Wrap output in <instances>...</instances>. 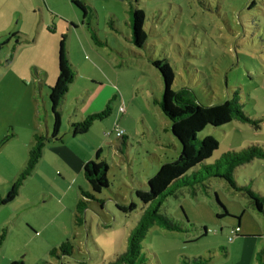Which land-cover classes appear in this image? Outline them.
<instances>
[{
	"label": "rangeland",
	"instance_id": "obj_1",
	"mask_svg": "<svg viewBox=\"0 0 264 264\" xmlns=\"http://www.w3.org/2000/svg\"><path fill=\"white\" fill-rule=\"evenodd\" d=\"M94 1L96 14L87 13L94 37L82 23V12L70 0H3L0 8V41H5L0 48V79L8 71L14 80L16 115L12 120L16 125L26 124L30 110L36 107L44 117L39 92L49 102L47 91L57 77L62 37L75 77L60 103L65 110L61 126L69 127L70 114L80 118L103 109L108 97L115 95L110 114L76 136L78 140L101 142L109 186L95 193L99 201L88 200L82 224H77L75 207L80 189L90 190L81 173L76 194L73 188L61 194V210L67 208L66 213L61 212V239L38 247V243L21 238L10 224L0 247V264L20 258L25 264H107L114 253L125 249L129 230L142 207L134 193L135 183H146L159 161L179 155V141L170 128L166 129L167 118L152 102L160 95L162 78L150 58L165 59L174 73L173 87L189 88L199 103L237 97L251 117L261 119L258 128L237 119L219 127L207 125L197 137L209 135L218 142L207 163L226 150L250 143L264 147V0H137L145 16L144 48L130 41L125 1H110L109 5ZM41 79L51 84L41 88ZM121 105L123 112H119ZM116 125L129 129L126 153L116 146L120 141L114 133ZM234 178L239 185L250 184L264 195V159L238 166ZM205 185L208 193L202 185L194 188L195 194L182 187L163 201L161 213L185 230L152 225L142 242L143 264H180L182 255L209 257L207 264H264V214L256 212L247 196L232 190L222 178L211 177ZM130 202L136 208L129 214L116 206ZM219 203L227 215L219 216L224 213ZM7 214L4 209L0 221ZM242 235L254 237L240 239ZM66 240L71 243L69 255L58 257L48 252ZM222 247L228 248V253ZM257 252H261L259 258Z\"/></svg>",
	"mask_w": 264,
	"mask_h": 264
},
{
	"label": "trees",
	"instance_id": "obj_2",
	"mask_svg": "<svg viewBox=\"0 0 264 264\" xmlns=\"http://www.w3.org/2000/svg\"><path fill=\"white\" fill-rule=\"evenodd\" d=\"M116 1H128L129 18L126 22L131 29L130 41L138 48L146 47L145 16L143 11L137 7V0ZM71 4L82 12L83 24L93 31L92 37H94L95 29L90 26L89 18L87 17L89 10L86 3L80 0H73ZM68 24L72 25L73 23L68 22ZM73 26L76 27L75 24ZM9 39L8 37L6 42ZM4 44L5 41H0V48ZM11 58L12 56L8 61ZM150 61L159 71L162 78L160 95L159 97H154L152 102L159 107L161 113L167 118L171 133L179 141V155L172 159L159 161L158 169L147 179L146 183H135L134 193L142 203L139 217L129 230L125 249L114 253L113 259L107 264H143L146 258L142 253V242L149 228L154 224L171 231H184L185 228L178 222L161 213V205L169 195H175L182 187H189L191 193L195 194L194 188L197 185H202L205 188V193H208L209 190L205 185V181L211 177L224 179L232 190L242 192L247 196L249 205L256 212L264 214V195L260 191H254L250 184L239 185L234 178V172L238 166L255 158L264 159V147L258 145V143H250L245 147L226 150L213 163H207L206 160L217 149L218 142L209 135L202 138L197 137L198 133L207 125L219 127L233 119H237L242 122H248L258 128L261 119L251 117L243 109L237 97L233 100L219 101L212 104L199 103L189 88L182 86L176 89L173 87L174 73L165 59L150 58ZM57 68L56 80L52 86L48 87L49 105L53 115L52 130L49 134H34L26 162L17 177L10 183L9 190L4 195H0V206L8 204L20 194L21 187L35 169L45 144L61 139L62 111L60 103L65 98L69 84L75 77V69L64 48V37L59 41ZM113 100L114 97L109 98L103 109L89 113L85 117L71 123L72 135L85 134L95 121L108 116L111 111L109 105ZM14 133L13 128L10 127L9 132L0 140V146L13 137ZM117 137L121 140L120 149L122 151L123 147L127 145L125 130L121 136ZM101 156L102 149L99 148L95 152V157L83 165V175L90 190L80 189L81 197L75 207V221L77 224H82L88 200L97 199L95 193H100L109 186L107 178L108 164ZM97 200L99 201V199ZM219 204L224 208V213L219 216L227 215L225 206L221 203ZM116 206L125 214L131 213L136 208L134 202L129 204L116 203ZM206 232L207 229L204 227V233ZM6 236V229L0 228V246ZM222 248L226 252V248ZM70 252L71 243L69 240L53 246L49 250L51 255L58 257L59 255H69ZM260 254L261 252L257 253L258 258ZM209 261V257L198 256L190 258L182 255L180 264H207ZM8 264L25 263L20 258L14 259Z\"/></svg>",
	"mask_w": 264,
	"mask_h": 264
},
{
	"label": "crops",
	"instance_id": "obj_3",
	"mask_svg": "<svg viewBox=\"0 0 264 264\" xmlns=\"http://www.w3.org/2000/svg\"><path fill=\"white\" fill-rule=\"evenodd\" d=\"M72 1L73 0H70V2ZM80 1L86 3L89 12H94L96 14V1ZM99 1L109 5L110 1L116 0ZM125 2L127 3L126 10L129 18L128 1ZM2 3L3 0H0V8ZM56 14L61 17V12L56 11ZM111 15L115 16L113 12ZM87 17L89 18V15ZM81 20L83 23V19ZM9 68L10 66L7 67V69ZM55 73L57 75L56 70ZM37 74H39V72ZM44 75L48 76L47 71H44ZM56 75L53 77H56ZM108 79L111 83L115 82L110 76H108ZM0 80V140L9 132L10 127H12L15 132L13 137L6 140L0 146V195H4L9 190L10 183L17 177L26 162L28 150L32 144L34 134H49L51 132L53 115L50 110L51 107L49 102L44 101L40 91L39 96H41L44 107V117H41V112L38 111L36 107L30 110L29 119L26 124L23 126L16 125L14 120H12V117L16 115L15 90L14 86L13 88L11 87V83L14 82V80L8 76V71L5 72V76ZM97 83L100 84V81H97ZM44 84L49 86L51 82L47 79H41L40 87L43 88ZM32 96L33 103L36 106V90H34V92L32 91ZM111 97H115V95ZM111 97H108V99ZM60 109L63 118L65 110L62 109L61 106ZM49 112L51 114L50 117L48 116ZM82 117L83 115H81L80 118ZM80 118L76 114L69 115V127L63 126L64 131L60 140L45 144L43 153L32 174L22 185L20 194L13 201L0 206V216L4 209L8 211V217L0 221V228H5L7 234L10 232V224H13V226L16 227L17 234L21 238L26 237L27 239L25 240H27V242L34 241V244L38 243V247L40 246L42 248L51 241L57 242V240L61 239V212H67V208L65 209L63 207L61 210V194L64 193L66 195L72 188L76 194L77 190L75 186L80 174L83 173V165L87 161L93 159L95 157V152L101 147V142L78 140L76 136L70 134L71 123L76 122ZM63 127L61 126L60 131ZM166 128L167 130L169 129L168 122L166 123ZM124 130L128 141L127 130L129 129L125 126ZM173 137L177 139L174 135ZM120 145L121 140L117 143V148L120 149ZM127 145L125 146L126 148H124L125 153L128 151ZM173 146L176 149L175 144H173ZM236 226H239V220ZM51 235L53 237H51ZM253 237L254 236L242 235L240 239ZM60 243L61 242L53 246H57ZM2 245L0 247H2ZM225 253H228V248H226Z\"/></svg>",
	"mask_w": 264,
	"mask_h": 264
},
{
	"label": "built area",
	"instance_id": "obj_4",
	"mask_svg": "<svg viewBox=\"0 0 264 264\" xmlns=\"http://www.w3.org/2000/svg\"><path fill=\"white\" fill-rule=\"evenodd\" d=\"M124 110H125L124 106L121 105L119 107V112H123ZM114 133L116 134V136H121L124 133V129L121 128L120 126L116 125V127L114 128ZM229 239L231 240L232 237L229 236Z\"/></svg>",
	"mask_w": 264,
	"mask_h": 264
}]
</instances>
